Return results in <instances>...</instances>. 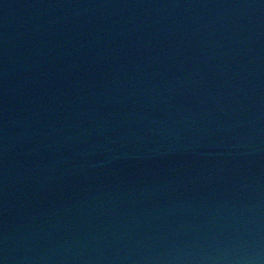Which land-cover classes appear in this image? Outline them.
<instances>
[{
	"label": "water",
	"instance_id": "95a60500",
	"mask_svg": "<svg viewBox=\"0 0 264 264\" xmlns=\"http://www.w3.org/2000/svg\"><path fill=\"white\" fill-rule=\"evenodd\" d=\"M260 3L264 0H0V163L8 170L0 174L13 178H8V189H0V199H5L0 203L47 205L57 196L66 201L86 190L90 168L119 161L122 155L136 158L137 146L152 130L160 137L167 128L185 135L187 144L179 142L190 162L210 146L216 149L218 138L230 158L206 161L210 164L193 169L191 178L187 173L192 184L182 191L168 189L173 186L160 173L157 179H144L149 190H158L157 202L148 204L146 216L161 217L166 209L186 204L202 191L209 202L218 197L229 202H219L226 214L207 232L230 237L240 230L264 198V165L257 174L247 167L250 163L235 165V157L245 160L252 148L245 147L248 139L253 147L257 142L247 138L246 130L258 131L264 125V97L246 91L254 87L259 65L244 66V75L225 89L216 77V84L207 82L213 69L206 65L220 61L224 76L229 64L226 47L233 52L235 48L231 42H244L245 54L264 52V38L259 36H264V22L252 19L255 12L264 13L253 6ZM217 44L219 52L208 61L211 57L203 50L212 48L213 53ZM231 60L241 61L242 52L237 50ZM171 62L180 69L175 76L169 73ZM216 96L223 97L224 104L218 106ZM214 106L216 113L210 110ZM56 142L72 149L50 155L46 149ZM238 144L244 147L229 148ZM64 159L65 168L75 164L73 178L66 170L58 171ZM136 161L142 170L139 158ZM201 178L207 184L200 187L196 184ZM115 182L123 195L121 178L122 185ZM214 190H219L216 197ZM10 195L16 197L6 201ZM204 222L211 228L215 217ZM17 238L20 248L26 237ZM4 253L10 263H0L13 264L12 252ZM206 255L197 257L195 264L203 263ZM116 260L109 262L117 264Z\"/></svg>",
	"mask_w": 264,
	"mask_h": 264
}]
</instances>
